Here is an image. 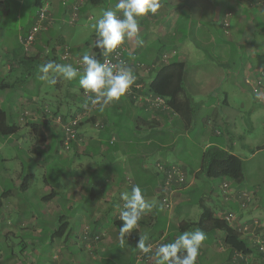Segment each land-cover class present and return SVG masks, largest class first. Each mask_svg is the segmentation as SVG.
Returning <instances> with one entry per match:
<instances>
[{
    "label": "crops",
    "instance_id": "crops-1",
    "mask_svg": "<svg viewBox=\"0 0 264 264\" xmlns=\"http://www.w3.org/2000/svg\"><path fill=\"white\" fill-rule=\"evenodd\" d=\"M76 1L41 0L39 5L37 0H0V105L9 112V122L17 127L16 134L1 140L0 173L18 186L17 182L25 175L26 164L30 165L31 158H35L37 136L33 125H39L45 135V143L41 147L45 151L36 154L39 159L36 158L38 164L32 167L33 180L40 182L42 178L44 188L47 185L48 189L54 188L58 192L55 199L59 194L64 195L60 202L51 199L49 203L56 202V205L52 208L47 203L42 212L47 215L69 203L64 209L73 213L68 218L71 221L69 232L75 236L79 222L89 218V215H76V211L79 213L85 210L82 207L84 196L91 197L95 205L105 201L111 206L108 212H117L121 209L120 205L124 204L121 194L130 193L131 187L137 185L133 176L135 169L143 167L156 173L159 162L166 166L175 165L182 171L185 170L183 173L185 175L186 172L185 178L188 181L171 193L173 206L175 205L171 209L158 202L159 182L157 187L156 184L154 186L155 182L147 184V191L143 194L154 207L142 216L130 235H125L129 242L125 244L124 251L129 264H155L153 253L165 236L174 242L184 231L199 228L197 220L201 209L197 203L198 192L194 189L188 191V188H194L200 183H203L204 190L199 193L198 199L213 208L214 216L226 220L240 231L253 246V251L247 255L230 252L224 231H204L206 240L199 250L196 264H264V251L258 250L259 246H264V190L261 187L264 182L236 183L222 178L221 182H215L219 184L221 191L218 194L215 186H208V181L212 179L201 173L202 157L208 147L217 146L245 160L243 156L246 155H242L244 153L240 150L250 147L251 138L255 139L256 127L264 128V119L259 125L254 124V119L259 115L264 116V76H261L264 75V0H159L161 6L157 13H147L139 18L137 36L123 42L132 49L126 56L130 60H127V65L136 76L134 84L125 96L106 106L103 111L99 104L92 103L91 94L85 95L79 85V78L68 81L57 77L55 85L39 78L42 75L39 66L48 61L73 66L75 58L85 53L96 56L99 60L102 57L94 46V32L90 38L82 40L78 28H85L81 19H90L93 6L104 2L105 10H110L114 9L117 0H100L97 4L87 0L78 11V19L71 22ZM44 5L51 9L53 25L41 32L32 48L27 50L21 43L20 36L29 30L39 7ZM208 12L210 20L206 29L202 21L204 17L207 18L205 15ZM11 17L13 21L9 20ZM202 33L205 40L200 47L192 38ZM155 40L162 41L164 47L150 52L149 44ZM66 48L69 53H73L74 58H62ZM201 52L206 56L209 53L218 54L222 62L199 68L200 84L195 90L192 89L196 93L195 98L186 89L181 95L183 101L189 102L185 108L187 112L183 114L173 110L164 97L166 105L156 106L154 100L158 96L148 86L159 68V60L165 63L172 59L182 61L185 63V73L188 60L193 57L192 53ZM137 53L138 61L134 64ZM51 75L55 74H50V78ZM237 96L242 97L241 105L237 102ZM196 100L200 102L197 103ZM112 108L114 110L111 111ZM199 109L204 110L206 115L197 135L192 134V131L195 132L198 122L196 112ZM78 115L80 132L71 142V159L65 158L69 164L62 173L63 181L62 178L58 181H46L47 164L53 166L55 161L62 163L63 149L60 144L64 134L61 123L66 121V117L70 119ZM89 116L90 121L84 122L85 117ZM143 130L148 131L145 135L149 137L148 140L140 137ZM245 130L251 132V135H244ZM209 131L212 132L211 136ZM152 134L154 140L150 138ZM215 135L219 138L213 139ZM191 143L194 144L193 148ZM259 146H253L250 154L264 149ZM170 147L178 150L174 156L170 151H164ZM46 152H51V156ZM177 154L188 157L182 158ZM96 155L103 156L106 168H103L101 162L94 160ZM199 155L202 156L197 158ZM130 162L134 164L133 167ZM58 168L55 167V170ZM99 168L109 172L105 176L107 179L105 182L102 178L98 182H90ZM68 183L73 184L76 191L84 190V195H78L75 191L64 192L65 184ZM3 190L0 183V193ZM5 199L10 203L14 202L11 218L17 229L29 232L37 229V233H45L44 230L50 228L46 219L43 223L37 221L40 216L34 212L38 210L26 205L23 193L17 195L12 189V194ZM191 202L193 203L190 204ZM18 203L20 205L16 207ZM20 216L24 217L16 224V219ZM159 216L166 218L168 226L161 237H158L153 228ZM33 219L36 223L32 222ZM76 219L78 220L75 222ZM207 223L208 221L205 224ZM115 228L117 234L119 228L112 229ZM117 235L115 240L110 237L112 242L103 248L101 257L94 260L95 264L115 261L103 253L119 242V234ZM140 235H147L146 243L152 245V253L146 255L136 247ZM27 243H24V249L28 248ZM155 244H158L157 247ZM79 246V251L83 252L81 244ZM74 247L75 245L72 247L73 251H77ZM53 248L56 247H49V252ZM224 253H228L229 257H224ZM76 257L78 255L70 256V259ZM48 262L50 261H46V264Z\"/></svg>",
    "mask_w": 264,
    "mask_h": 264
},
{
    "label": "rangeland",
    "instance_id": "rangeland-1",
    "mask_svg": "<svg viewBox=\"0 0 264 264\" xmlns=\"http://www.w3.org/2000/svg\"><path fill=\"white\" fill-rule=\"evenodd\" d=\"M105 4L104 2L100 3L99 5L93 6L91 9L90 14L94 16L93 19H89L86 20L85 18H82V23L85 24V28L83 27H79L78 29L81 31V39L82 40H86V38H90L92 33L94 32V28L92 27L96 20L98 18H100V16L102 15L103 11L105 10ZM207 18H203L204 21L203 24L205 25V28L207 29V27L209 26V20H210V12H208L205 15ZM9 20L13 21V17L9 18ZM207 32V31H206ZM203 33L199 34L198 36H193L194 38L193 41H195V43H198V46L202 47V44L204 45V43H202V41L205 40V38L203 37ZM150 47V52H154V50H158V49H162L163 46V42L162 41H158L155 40L153 43L149 44ZM193 57L189 58L188 60V67H187V71L184 73V77H183V82H182V86H183V91H187L188 94L193 95V97L195 98L196 93L192 92V89L195 90L196 86L200 84V79L201 76L198 75L199 72V68L203 67V66H209L211 65H215L217 63H221L222 62V58L220 57V55L218 54H214V53H209L207 56L204 52L201 53H192ZM126 59L125 60H129L127 59V56H125ZM136 61L134 60L133 63H137L138 61V53L137 56L135 57ZM130 61V60H129ZM152 61V60H151ZM159 67L164 64V61H161V59L159 60ZM151 64V62L149 63ZM190 68H193L192 70H189ZM189 71L191 72L189 74ZM156 72V71H155ZM261 76H264L261 74ZM1 80V79H0ZM231 84V83H229ZM184 93V92H183ZM53 95V94H50ZM51 97V96H50ZM222 97V95L220 94V98ZM238 101L240 103V105L243 103L242 101V97L237 96ZM240 100L242 102H240ZM197 103H199V100H196ZM156 106H165V101L161 104H157L156 102H154ZM111 111L114 110L113 108L110 109ZM204 110L199 109L196 113L197 117H198V122L195 126V132L192 131V134L196 133L198 135V130L199 128L203 125V120H204V116L206 115L204 112ZM146 116V114H145ZM60 117V116H57ZM147 117V116H146ZM69 118L66 117V121H68ZM91 116L89 117H85L84 122H88L90 121ZM264 119V116L259 115L256 119H254V124L255 125H259V122H261ZM65 122V121H64ZM169 127V126H167ZM77 128V134H76V138L78 136V133L80 132V123L79 125H76ZM144 131V130H143ZM148 133V131H144L142 132V135L140 137H144L146 140L149 139V137H146L145 135ZM212 132L209 131L208 134L211 136ZM64 134V132H63ZM243 134V133H242ZM251 135V132H247L246 130L244 131V135ZM208 137V136H207ZM150 138L152 140H154L153 138V134L150 136ZM219 136L215 135L213 137V139H218ZM66 138H64V136L61 138V142L62 140L64 141ZM37 140V139H36ZM106 141V140H105ZM251 145L250 147L247 146L244 149H241L240 151L243 152L244 154L242 155H246L243 156L245 158L244 160V175L245 178L242 182L245 183H249L252 184L253 182H264V149L258 150V152H256L255 154H250L252 153V148L254 146V148H257L259 145H263L264 144V128L263 129H259V128H255V139L251 138ZM80 143H82V141H80ZM245 143V141H244ZM248 144V142H247ZM192 148L194 147V144L191 143ZM261 146H259L260 148ZM60 148L63 149V152L61 151V155H62V163L58 164L56 161L53 162V167H59L58 169L60 170V172L62 171V169H67V165L69 164L67 159H71L72 157V146H71V142L68 144V146H66L64 143L60 144ZM54 149H56V147H54ZM16 152H18L19 150L16 148L15 149ZM170 151V154L172 156L175 155V153L178 152V150H173V148H167L164 149V151ZM59 151V152H60ZM248 153V154H247ZM178 156L182 157V158H187L188 156L186 155H181V154H177ZM202 155L196 156L197 158L201 157ZM195 157V155H194ZM67 158V159H65ZM95 161L97 162H101V164L103 165V168H106L107 166L105 165L104 158L102 155H96ZM139 161H143L142 158H138ZM25 162V161H24ZM132 167H133V163L130 162ZM159 163H163V162H159ZM158 163V164H159ZM65 164V165H62ZM165 164V163H164ZM106 166V167H105ZM28 164H26V172L25 175L28 173ZM125 169H127L128 167L126 166V164L124 165ZM103 168H99L101 169V171L98 169V171H96L92 178L90 179V182H98L97 180L99 178H102L105 182V180L107 179L105 176L106 174H109V172H106L105 169ZM159 168V166H158ZM57 171H49L48 176L52 179L56 178V174L58 172ZM185 171V170H184ZM183 171V172H184ZM52 172V173H51ZM58 172V173H60ZM200 172V171H199ZM122 173V172H121ZM202 173V172H201ZM203 174V173H202ZM25 175L22 177L21 180H19L20 182H17V185L15 184V182H12L11 184V188L14 189V191L18 194H22L23 193V198L26 199V205L32 207L33 209H37L38 211L36 212V214H38V216H40V218H38V222L40 220H44L47 219V215H49L50 219V223L49 226L50 227H56L60 221H59V216L62 214H66L67 218H69L71 216V214H73L72 212L69 211H65V207L69 205V203L67 204H63V208L61 207L60 209L50 213V214H45L44 212L42 213V204H44L43 202L41 203L42 199H40V197L42 196V194H46L51 192V189H48V185L44 188V186H42L41 182L42 178L40 179V182H35V180H31L30 181V185L29 188L26 190V192L21 191V184L22 182H24V177ZM62 176L60 177V179L63 181V174H61ZM92 175V174H90ZM186 175V172H185ZM204 175V174H203ZM79 179V177H78ZM155 179V178H154ZM222 178H213L212 181H208V186L211 187V185L215 186L217 188V193L220 194L221 191L219 190V184L215 183V182H221ZM59 180V179H58ZM155 181V180H154ZM187 177H186V181L187 182ZM79 182H81V180H79ZM200 182V181H197ZM11 183V182H10ZM8 182V184H10ZM14 184V185H13ZM203 183L198 184L196 187H194V191H196V193L198 192L201 194L204 190V186H202ZM205 184V183H204ZM217 184V186H216ZM207 185V184H206ZM243 185V183H242ZM246 185V184H245ZM42 186V187H41ZM66 186V191L64 192H69L71 191L72 193H74V191L79 195L80 193H83L84 190H78L76 191V188H74L73 184H65ZM64 186V187H65ZM72 187V188H71ZM262 189L264 190V184L261 186ZM246 189L248 187H245ZM84 195V193L82 194ZM81 195V196H82ZM101 196V194L99 195V197ZM158 198V202L161 203V205H163L162 202V196L160 194L157 195ZM5 199V198H4ZM64 199V195L59 194V197H57L56 199L53 198L52 200L54 201H58ZM10 200V199H9ZM83 201L84 203H82V207L85 208V210H81V212H77L76 211V215L78 216H82V215H89V218H85L83 219L81 222H79V224L77 225V227L79 229L76 230L77 235H72L70 237V239L66 238L65 236L62 237H57L56 239H54V241L51 243V241H49V236H47V233H37L36 230L37 229H33L32 232L29 231H22V229H17V226L15 225V222H13V219L11 218V211L12 209H14V205L12 203H10V201L8 202L7 199L4 200V204L2 209H0V264H28L27 262V257L29 260V264H46V261H50L47 264H95L94 260L95 259H99L101 257V252H103V248L109 243H111L112 241H110V237L111 239H116V237L118 236L117 234H119V230L118 233L115 234L116 229L114 230L112 228L114 227H118L120 228L122 221L119 219V214L120 212L123 210V204L120 205L119 211L115 212V211H110L108 212V209L111 207L107 202H100V203H95L93 202V200L91 199V197L88 196H84L83 197ZM46 202V201H44ZM41 204V205H40ZM20 205V203L16 204V207ZM47 203H45L44 206H46ZM48 205H51L52 208L56 205V202H51ZM165 206V205H164ZM172 208L175 206H173V202L171 204ZM166 208V207H165ZM170 208V207H169ZM32 213V211L30 212V214ZM91 213V214H90ZM24 217V216H23ZM22 216H20L19 218L16 219V224L18 223V221L20 219L23 218ZM10 219V220H9ZM78 219L75 220V222ZM32 222L36 221L33 219ZM31 224V223H29ZM35 230V231H34ZM50 230V228L48 229V231ZM68 239V240H67ZM166 236L164 237V239H162L161 241H159V243H168L166 242ZM28 242V243H27ZM49 242V244H48ZM129 242V241H127ZM27 243L28 248L24 249L25 244ZM51 243V245H50ZM53 244V245H52ZM79 244H81V246L83 247V252L79 251ZM75 245L74 248L77 249V251H74L75 254L72 253L73 251V246ZM158 244H155V246L157 247ZM49 246H55L56 248H53L52 252H49L48 247ZM231 252V251H230ZM45 253L49 254V257L47 258V260H41L40 256L44 255ZM76 259H70V256H77ZM223 255H225L224 257H229L228 253H224ZM80 256V257H79ZM203 256L204 254L202 253L201 255V259L203 260ZM89 260H92V262H90ZM202 262V261H201Z\"/></svg>",
    "mask_w": 264,
    "mask_h": 264
},
{
    "label": "clouds",
    "instance_id": "clouds-1",
    "mask_svg": "<svg viewBox=\"0 0 264 264\" xmlns=\"http://www.w3.org/2000/svg\"><path fill=\"white\" fill-rule=\"evenodd\" d=\"M159 0H117L114 9L104 10L94 28V46L107 56L116 50L125 39H132L139 32V18L147 13L156 14L160 8ZM81 67L71 64H56L48 61L39 66L41 80L55 85L57 77L71 81L79 78V85L85 95L91 94L93 104H99L100 110L125 96L134 84L136 76L124 61L116 64L101 62L96 56L85 53L81 58ZM54 73L55 75L50 74ZM123 210L119 214L122 224L119 228V244L125 245V235L136 229L146 212L154 204L149 202L139 185H133L130 193H122ZM147 235H140L136 247L144 254L152 253V245L147 244ZM206 240L203 230L184 231L174 242L161 243L153 253L155 264H196L199 250Z\"/></svg>",
    "mask_w": 264,
    "mask_h": 264
},
{
    "label": "trees",
    "instance_id": "trees-1",
    "mask_svg": "<svg viewBox=\"0 0 264 264\" xmlns=\"http://www.w3.org/2000/svg\"><path fill=\"white\" fill-rule=\"evenodd\" d=\"M90 1L93 4H97L99 3L100 0H90ZM37 4L41 5V0H37ZM98 50L101 52L100 49ZM65 52L70 55V58H74L73 53H69L70 51L67 48ZM70 58H68L67 60H69ZM101 60H102V57L100 61ZM73 67L80 68L75 63V61H74ZM184 71H185V63L182 61H178L177 59H172L169 62L162 64L157 69L156 73L154 74L148 86L155 95L167 98V103L173 110H176L183 114L187 112L185 108L189 104L187 100L183 101L181 98V95L184 92L183 86H182ZM33 128L37 136L36 147H35V149L37 150L35 151H36V154L39 155L42 151H45L41 148L42 144L45 143V135L43 134L42 130H40L39 125L34 124ZM62 129L64 132L65 129L63 125H62ZM16 132H17L16 125L11 124L9 122V112L0 105V149L2 146L1 140H4L5 137L16 134ZM260 148H264V145L261 146ZM36 154H34L33 156L35 158H31L32 159L31 164L28 165L29 166L28 170L30 171H28V173L24 177V180H23L24 182H22L21 188H20L21 191H26L28 189L29 187L28 185L30 184V181L34 177L32 167H34L35 164H38L37 159H39L38 158L39 156ZM47 155L51 156V152L50 154L48 153ZM47 165H48L47 166L48 170H46V176H45L46 181L48 179L52 181H58V179H60L61 174L65 171L66 168L62 169L60 173L57 172L56 178L52 179L48 176V173L50 170L52 172L56 171L55 167H53L49 163ZM201 172L209 179L228 178L236 183H241L245 178L244 160L238 155L230 153L217 146H210L206 149L202 157ZM133 176H134V182L141 187L142 193L144 194L147 191L145 187L147 186L149 182H155L154 186L156 184V187H157V182H159V185H160L161 183L164 182V179L166 177L164 172H162V170L160 169H158V172L155 173L143 167H140L138 170L135 169L133 171ZM8 182L9 183L11 182V183L8 184ZM12 182L13 181L10 178L0 173V183L3 185V189H4L0 193V209H2L3 204H4L3 199L9 197L12 194V188H11ZM193 189L194 188H188V191H193ZM51 190H52L51 192L46 193L44 195L42 194V196L40 197V199H42L41 203L42 202L44 203L42 205L40 204L42 208L45 207L44 206L45 203H49V201L55 198L58 193L54 188H52ZM192 203L193 202H191L190 204ZM197 203H199V206L201 209L199 220H197V223L198 225H200L199 228L201 230L211 231L213 229H219V230L224 231L226 233L225 242L229 246V249L231 252H239L242 255H247L253 251V248H252L253 246L248 241V239L244 238L241 232L233 228L226 220L220 219L214 216L213 208L207 205L202 200H200V198L198 199V195H197ZM50 219L51 218L49 217V215H47L46 222L48 224L50 223ZM58 219L60 223L56 227L54 226L50 227L49 231H48L49 228H47V230H44L47 233V236H49V241H51V243L57 237L65 236L66 238L70 239V237L72 236L71 232H69V229L71 227L70 225L71 221L70 219L67 218L66 214H63V215L61 214ZM206 221H208L207 224H205ZM43 222L44 220H41V223ZM153 228H154V232L158 233V237H161L163 233L168 230L166 218L163 216H159V218L155 221ZM166 242L170 243L171 241L167 239ZM126 243L127 241L125 239V244ZM124 247L122 248L119 242L108 247L106 252H104L103 254L106 256H110L114 258L115 260L114 262H110L109 264H129V258L128 256L126 257ZM258 250L262 252L260 246ZM72 253L74 254V251H72ZM48 257H49L48 253H45L44 255L40 256L42 261L45 259L47 260Z\"/></svg>",
    "mask_w": 264,
    "mask_h": 264
},
{
    "label": "built area",
    "instance_id": "built-area-1",
    "mask_svg": "<svg viewBox=\"0 0 264 264\" xmlns=\"http://www.w3.org/2000/svg\"><path fill=\"white\" fill-rule=\"evenodd\" d=\"M87 0H77L75 4L73 5V17L71 19V22H74L78 19V11L82 4H84ZM51 9L48 5L40 6L36 17L34 24L31 26L29 31L22 36H20V41L23 43L25 49L29 50L32 48L34 42L36 41V38L38 35L43 32L44 30H47L50 26L53 25V20L51 18ZM90 19L93 18V16H89ZM132 52V49L130 47H126L124 43H122L116 50H114L112 53L108 54L107 56L102 55L101 62H107L110 64H116L119 61H124L126 64H128V61L126 59V53ZM63 59L70 58V55L68 53H64L62 56ZM81 58L82 56H77L75 58V63L81 67ZM154 102L157 104H161L164 102V99L161 96H158ZM62 120V118H61ZM60 121V118H59ZM80 122V115H78L75 118H70L68 121H65L61 123L64 126V138H66L64 141L62 140V143H64L66 146L72 140L76 138L77 134V128L76 125H79ZM159 169L162 170L165 174L164 182L159 185V194L162 196V202L165 205L166 208L170 209L172 208V198L171 193L175 189H177L179 186H183L186 184V178L183 173V171L178 168L175 165H169L166 166L164 163L158 164ZM174 186V187H172ZM261 250L264 251V246L260 247Z\"/></svg>",
    "mask_w": 264,
    "mask_h": 264
}]
</instances>
